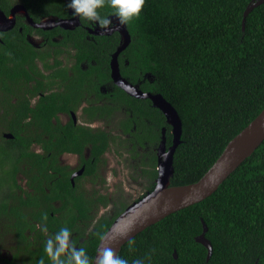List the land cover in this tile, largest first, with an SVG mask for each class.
<instances>
[{
	"label": "trees",
	"instance_id": "trees-1",
	"mask_svg": "<svg viewBox=\"0 0 264 264\" xmlns=\"http://www.w3.org/2000/svg\"><path fill=\"white\" fill-rule=\"evenodd\" d=\"M21 1L35 19L46 14L66 16L68 12L69 0ZM251 1L147 0L141 18L127 25L131 42L121 59L123 62L128 58L130 64L123 67V75L138 83L145 73H152L154 83L143 82L141 88L163 95L182 120V141L174 155L171 185L198 181L230 140L264 108V3L250 12L243 29L244 12ZM109 12L105 8L102 14ZM80 33L76 31L70 38L82 41L84 34ZM1 36L6 43H0V89L4 92L0 100L4 97L8 104L0 110L5 126L0 127V220L4 219L12 230L18 251L14 260L0 258V262L18 264L15 260L22 254V264H38L42 256L45 264H50L44 252L46 233L39 229L34 239L29 234L39 222L41 228L47 224L49 235L61 227L70 228L75 243L91 229L80 246L85 247L94 263L101 238L128 204L122 201L114 216L98 218L101 206L110 203L109 197L98 191L90 197L74 187L71 172L59 165V156L67 150L82 153L92 143L96 159L94 164L88 161L87 169L92 175L113 142L117 152L128 143L117 141L107 131L93 132L72 121L66 125L55 123L59 112L70 113L73 108L71 97L65 93L42 96L35 106L26 95L12 102L8 93L23 90L18 83L28 73L24 63L34 59L36 53L23 42L18 28ZM101 41L107 44H93L92 51L80 57L99 61L91 71L98 74V82L111 79L110 53L116 50L119 36ZM11 61L14 66L8 64ZM114 95V103L129 109L120 126L131 134L128 141L133 143L132 150L138 144L157 145L161 127L168 125L164 112L150 99L133 96L118 86ZM113 109L106 105L101 115H111ZM96 114L90 112L91 116ZM134 122L138 125L135 132ZM3 131L13 137H4ZM167 138L172 144L170 132ZM35 142L42 144L44 153L32 151ZM140 164L142 174L149 172L152 180L157 178L154 152L148 160L142 158ZM21 175L28 178L32 188L27 197L18 182ZM154 187L155 183L149 190ZM203 222L213 245L210 259L207 247L196 240L203 232ZM119 255L129 264L137 258L144 259L145 264H264V142L216 192L149 226L123 245Z\"/></svg>",
	"mask_w": 264,
	"mask_h": 264
},
{
	"label": "flooded vegetation",
	"instance_id": "flooded-vegetation-1",
	"mask_svg": "<svg viewBox=\"0 0 264 264\" xmlns=\"http://www.w3.org/2000/svg\"><path fill=\"white\" fill-rule=\"evenodd\" d=\"M17 6L19 7L15 9V7ZM72 11V9L68 8L66 16H60L58 14H46L41 15L38 19H35L34 16L31 15L29 9L21 0H0V43H6L1 34L11 32L15 28H18L19 32L24 37L23 42H25L35 51H33L34 54L36 53V57L34 59L27 60L24 63L23 67L28 70V73L27 75L23 74V78L18 83V85L21 86L23 90L12 93L9 92L8 96L12 97V102H16L20 96L26 95L30 100L31 105L35 106L37 101L42 96H46L51 93H54L56 96H58L61 93H65L66 95H69L71 97L70 106L73 108L70 109V113L59 112L57 118H54L53 120L55 123L60 122L66 125L72 121L74 125L92 128L93 132L99 130L107 131L111 135L116 137L117 141L124 139V141L128 143L127 147H120V151L117 152L115 150V143L113 142L111 145V149H108L104 154L101 155L100 161L96 164L97 171L92 175L87 174L88 161H91L92 164H94L96 159L92 152V143L86 146L82 153L74 150H67L59 156V165L60 167H66L67 170L71 172L70 181L72 182V185L74 187H76L79 191L88 192L90 197L91 194L94 193V191H98L100 194L109 197L110 203L107 206H101L98 211L97 217L99 218L103 215L112 217L116 214V212L113 215H109L108 213H104V211H102L101 213V210L103 208H109L110 206H114L116 207V209H118L122 201H127L126 199H124L121 192L118 191V189L123 188L122 180H124V178L122 176L118 178L116 169L112 171L111 167L108 170L110 165V153L112 152L118 154L119 156L128 154L131 159H135L137 168L139 169V175L148 181L146 190L143 191L141 195L134 198L132 202L134 203L141 199L148 192H150L149 187L153 183H155V186L157 183V178L152 180L149 172H147L146 174H142V166L140 164L141 159L146 158V160H148L149 155L154 152L157 156L158 164L159 146L164 136L166 137L167 147H170L172 145L168 144V132L172 134L173 143V127L166 118V123L169 126L164 125L161 127V139L157 145L153 144V146H144L138 144L136 146L137 149L132 150L133 143L128 141L132 136L131 134L125 133L120 126L121 121L127 118L129 112L128 106L121 103H114V99L116 98V96L114 95L116 93V87L118 86L122 88L115 82L112 76L111 65L114 53L123 42V35L118 29V27L120 26L119 21L115 16H112L113 25L108 31H104L99 27H93L90 22L80 21L79 18H77L78 20H76V22H72L69 28H65L61 25L55 24L61 19L76 18L73 17ZM78 21H80V23L76 24ZM55 29L57 30V32L53 35L50 36L46 34L47 31H53ZM78 30L81 32V35L84 34V39L82 41H77L70 38L71 34L76 33V31L79 32ZM113 35L119 36V44L117 45L116 50L110 53L111 79L103 82H98V74H93L91 73V71H93L94 65L99 64V61H97L95 58L81 59L80 57H82L84 53H89L90 51H92L93 44L97 46H105L107 44V41H101V39ZM66 37L71 40L66 39ZM98 50H102L101 47H99ZM122 52L123 50L117 57L118 68L121 76L126 78L131 84L137 86L143 92L151 93L143 90L141 88V83H154L155 77L153 76V74L150 72L145 73L143 78L139 80L138 83H134L129 80L126 76L123 75L122 69L124 66H128L130 64V61L128 60V58H125L122 62ZM42 53L49 54L44 56ZM8 64H10V66H14L15 63L11 61V63L8 62ZM79 69L82 72H80ZM30 71L31 79H28L27 77ZM77 87H79V90L76 89ZM3 94L4 92L0 89V96H2ZM143 99L151 100V98ZM151 102L154 106L152 100ZM7 104L8 100L4 99L3 97V100H0V110L3 111V105L7 106ZM106 105H112L114 108V112H112L111 115L106 116L107 114H105L104 116H102L101 113H104V108H106ZM93 111H96L98 114H96V116H91L90 112ZM130 115L133 116V114L131 113ZM3 122L4 119L1 117L0 127H5L1 124ZM134 123L135 125L133 126V131L135 132L138 130V125L136 122ZM2 135L6 138L13 137L12 133L10 132L3 131ZM31 149L35 153H44L45 151L42 144L36 142L32 144ZM51 172L53 171L51 170ZM117 179L121 180L120 183H117ZM18 182L23 196L27 197V193L32 191V188L29 185L28 178L21 175ZM119 184L121 186H119ZM116 186H119L117 189L119 193L115 192ZM131 204H128V206ZM39 229H41V224L37 222L35 231L29 232V234L31 235V239L35 238L36 231ZM90 230L85 237L81 238L79 242L76 243L77 246H80V243H83L86 239H88ZM48 236H50L49 233H46V239L48 238ZM17 244V239L14 237L13 244L10 246L9 253L6 256L8 260L15 259L14 254L18 251V248L16 249ZM21 256L22 254L15 260L16 263H23Z\"/></svg>",
	"mask_w": 264,
	"mask_h": 264
},
{
	"label": "water",
	"instance_id": "water-1",
	"mask_svg": "<svg viewBox=\"0 0 264 264\" xmlns=\"http://www.w3.org/2000/svg\"><path fill=\"white\" fill-rule=\"evenodd\" d=\"M263 3L264 0H252L249 3L244 12L243 29H245L246 19L250 12ZM18 7L19 6L15 7V9ZM76 20L78 19H61L55 24L69 28L70 24L76 22ZM78 23H80V21L76 24ZM118 29L123 35V42L113 55L111 62L112 76L115 82L128 93L139 98H151L154 106L160 108L164 112L168 122L173 127V143L170 147H167L166 137L164 136L159 146L158 177L155 188L138 201L129 205L114 220L100 240L93 264H95L96 257L103 247L111 246L114 251L119 254L123 245L149 226L159 222L174 212L205 200L216 192L220 185L264 142L263 108L244 129L230 140L216 162L198 181L184 185H171L170 176L174 173V155L177 147L182 141V120L177 110L163 97V95L143 92L121 76L117 57L131 42V35L127 25H120ZM123 80L127 81L129 84H124ZM168 189H176L178 191L168 199L160 201V198ZM203 226V232L196 237V240L207 247V258L210 259L213 254V245L206 236L208 226L205 222H203ZM175 257H177L176 252Z\"/></svg>",
	"mask_w": 264,
	"mask_h": 264
},
{
	"label": "clouds",
	"instance_id": "clouds-1",
	"mask_svg": "<svg viewBox=\"0 0 264 264\" xmlns=\"http://www.w3.org/2000/svg\"><path fill=\"white\" fill-rule=\"evenodd\" d=\"M146 2L147 0H69L67 7L73 10V17L108 31L113 25L112 16L116 17L121 26L138 21ZM105 8L110 9L107 15L102 14ZM44 220L46 221L47 217H44ZM41 230L48 233L46 223ZM44 252L50 264H93L85 247L77 246L72 230L68 227H61L48 236L44 243ZM38 264H45L43 256ZM95 264H129V261L122 258L111 246H107L100 250ZM131 264H145V260L137 258Z\"/></svg>",
	"mask_w": 264,
	"mask_h": 264
},
{
	"label": "rangeland",
	"instance_id": "rangeland-1",
	"mask_svg": "<svg viewBox=\"0 0 264 264\" xmlns=\"http://www.w3.org/2000/svg\"><path fill=\"white\" fill-rule=\"evenodd\" d=\"M110 165L108 170L112 167V171L114 169L117 170L118 178L122 176L124 178L121 189H118L119 186H116V193L121 192L124 199H126L127 204H131L134 198L138 197L146 190V186L148 185V181L139 175V169L137 168V163L135 159H131L128 154L124 156H119L115 153H110L109 155ZM137 176V178H135ZM118 180V179H117ZM120 179L117 183H120ZM116 184V183H115ZM118 189V191H117ZM116 207L110 206L109 208H103L101 210L104 213H108L109 215H113L116 212ZM14 237L12 234V230L6 226V222L4 219L0 220V258H6L9 253V248L13 244ZM0 264H2L0 262Z\"/></svg>",
	"mask_w": 264,
	"mask_h": 264
},
{
	"label": "bare ground",
	"instance_id": "bare-ground-1",
	"mask_svg": "<svg viewBox=\"0 0 264 264\" xmlns=\"http://www.w3.org/2000/svg\"><path fill=\"white\" fill-rule=\"evenodd\" d=\"M124 84H129L127 81L123 80ZM130 86V85H129ZM178 190L176 189H168L164 192L163 196L160 198V201H163L165 199H168L169 197H171L172 195H174Z\"/></svg>",
	"mask_w": 264,
	"mask_h": 264
}]
</instances>
